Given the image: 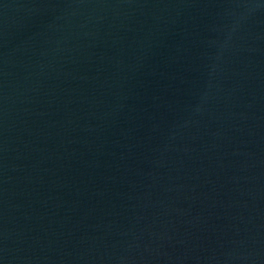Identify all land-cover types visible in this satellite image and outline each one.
Segmentation results:
<instances>
[{
    "label": "water",
    "instance_id": "water-1",
    "mask_svg": "<svg viewBox=\"0 0 264 264\" xmlns=\"http://www.w3.org/2000/svg\"><path fill=\"white\" fill-rule=\"evenodd\" d=\"M0 264H264V0H0Z\"/></svg>",
    "mask_w": 264,
    "mask_h": 264
}]
</instances>
